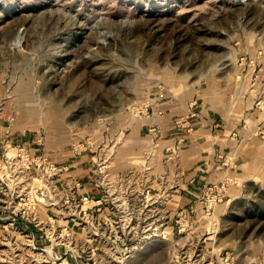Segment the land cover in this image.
<instances>
[{"label": "rangeland", "instance_id": "1", "mask_svg": "<svg viewBox=\"0 0 264 264\" xmlns=\"http://www.w3.org/2000/svg\"><path fill=\"white\" fill-rule=\"evenodd\" d=\"M203 92L257 127L210 213L173 209L155 138L125 153L138 116ZM29 132L88 152L104 211L27 166ZM0 264H264V0H0Z\"/></svg>", "mask_w": 264, "mask_h": 264}, {"label": "crops", "instance_id": "2", "mask_svg": "<svg viewBox=\"0 0 264 264\" xmlns=\"http://www.w3.org/2000/svg\"><path fill=\"white\" fill-rule=\"evenodd\" d=\"M210 97L213 96L203 92L196 95L189 103L184 101L183 107L179 109L175 108L173 99L169 102L156 103L155 111L138 116L141 121L130 124L138 134L143 128L150 126V129L149 132L145 131L144 135H141L144 137L135 138L134 144L130 141L125 146L128 150L125 153L130 156L141 152L147 146V136L155 138L156 153L158 156L163 155L162 165L169 169L168 173L171 177L169 190L172 191L170 201L173 209L190 206L192 202H196V198L207 184L220 180H226L230 190L225 194L230 199L236 193L233 188L237 187V180L243 179L248 173L245 167L251 155L248 142L256 141L257 129L256 127L254 130L252 124L245 121L244 116L250 111L242 113L239 109H224L211 102ZM190 112L194 114L191 115ZM179 113L188 115V118L173 122V116ZM242 120L244 124H241ZM40 135L31 132L27 135L15 133L12 140L32 143L37 153L43 152L47 158L57 162H67L69 168L55 177L59 191L64 194L71 188L69 184L79 181L80 185L73 188L76 191L75 195L80 198L91 195L95 203L94 209L104 206L102 208L104 211L106 206L100 204L107 199L104 190H112V188L101 186L99 180H90L89 171H93V167L88 152L71 149L61 139L45 138ZM39 137L41 139H38ZM157 167L162 166L157 164ZM123 190L141 191L147 190V187H130ZM143 195L142 198L145 199L147 194L144 192ZM100 213L97 216L98 223L101 222ZM160 226L167 228L170 224L163 225L161 222Z\"/></svg>", "mask_w": 264, "mask_h": 264}, {"label": "built area", "instance_id": "3", "mask_svg": "<svg viewBox=\"0 0 264 264\" xmlns=\"http://www.w3.org/2000/svg\"><path fill=\"white\" fill-rule=\"evenodd\" d=\"M145 106L147 107L148 103ZM190 114L193 115L194 113L190 112ZM187 118L188 115H183L176 120L183 121ZM40 137H42V135H40ZM40 137L38 139H41ZM16 149L22 151V153L25 151L26 156H29V147L27 144L18 145ZM32 165L35 171L37 170V172L42 173V176H47L50 178L61 174L69 168V164L67 162H57L48 159L47 156H45L42 152L35 154L33 157H31V159H29L27 166L30 167ZM226 184V180H220L219 182L210 183L205 186L202 192L203 194L201 202L207 213L212 212L215 204L223 198Z\"/></svg>", "mask_w": 264, "mask_h": 264}, {"label": "bare ground", "instance_id": "4", "mask_svg": "<svg viewBox=\"0 0 264 264\" xmlns=\"http://www.w3.org/2000/svg\"><path fill=\"white\" fill-rule=\"evenodd\" d=\"M21 36H22V33H19L18 38H19L20 40L22 39ZM19 39H18V40H19Z\"/></svg>", "mask_w": 264, "mask_h": 264}]
</instances>
